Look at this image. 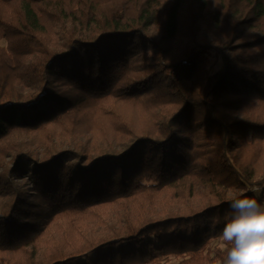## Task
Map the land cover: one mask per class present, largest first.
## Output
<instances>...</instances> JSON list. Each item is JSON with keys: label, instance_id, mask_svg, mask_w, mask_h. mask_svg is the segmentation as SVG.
<instances>
[{"label": "trees", "instance_id": "1", "mask_svg": "<svg viewBox=\"0 0 264 264\" xmlns=\"http://www.w3.org/2000/svg\"><path fill=\"white\" fill-rule=\"evenodd\" d=\"M254 186L264 0H0V264H223Z\"/></svg>", "mask_w": 264, "mask_h": 264}, {"label": "clouds", "instance_id": "2", "mask_svg": "<svg viewBox=\"0 0 264 264\" xmlns=\"http://www.w3.org/2000/svg\"><path fill=\"white\" fill-rule=\"evenodd\" d=\"M251 191L260 193L264 188L254 186ZM230 209L219 237L226 249L223 264H264V205L244 195L232 198Z\"/></svg>", "mask_w": 264, "mask_h": 264}, {"label": "rangeland", "instance_id": "3", "mask_svg": "<svg viewBox=\"0 0 264 264\" xmlns=\"http://www.w3.org/2000/svg\"><path fill=\"white\" fill-rule=\"evenodd\" d=\"M221 68H222V64H221V62H219L217 65H216V67H215V72H217V71H219V70H221ZM250 191L251 190H247V192H238L237 194L235 193V191H233L232 189H230V190H228V195H226V198L228 199V200H231L232 198H234V197H238V195H241V194H243V193H250ZM259 194V193H258ZM180 258H177V257H174V256H170L169 258H168V260L165 262H163L162 264H178L179 262H180Z\"/></svg>", "mask_w": 264, "mask_h": 264}]
</instances>
